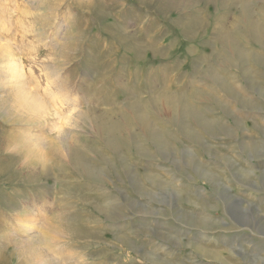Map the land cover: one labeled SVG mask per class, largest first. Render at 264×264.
Here are the masks:
<instances>
[{
	"label": "rangeland",
	"instance_id": "1",
	"mask_svg": "<svg viewBox=\"0 0 264 264\" xmlns=\"http://www.w3.org/2000/svg\"><path fill=\"white\" fill-rule=\"evenodd\" d=\"M135 258L264 264V0H0V264Z\"/></svg>",
	"mask_w": 264,
	"mask_h": 264
},
{
	"label": "crops",
	"instance_id": "2",
	"mask_svg": "<svg viewBox=\"0 0 264 264\" xmlns=\"http://www.w3.org/2000/svg\"><path fill=\"white\" fill-rule=\"evenodd\" d=\"M116 263L118 264V262H116ZM134 263L135 264H145V262L143 261V259L142 260H138L137 258H135Z\"/></svg>",
	"mask_w": 264,
	"mask_h": 264
},
{
	"label": "bare ground",
	"instance_id": "3",
	"mask_svg": "<svg viewBox=\"0 0 264 264\" xmlns=\"http://www.w3.org/2000/svg\"><path fill=\"white\" fill-rule=\"evenodd\" d=\"M9 69V68H8ZM22 78V77H21Z\"/></svg>",
	"mask_w": 264,
	"mask_h": 264
}]
</instances>
